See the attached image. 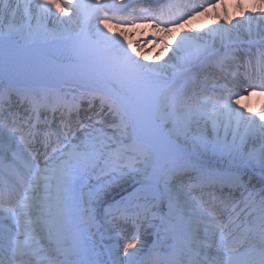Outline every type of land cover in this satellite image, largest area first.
<instances>
[{
    "label": "snow or ice",
    "instance_id": "obj_1",
    "mask_svg": "<svg viewBox=\"0 0 264 264\" xmlns=\"http://www.w3.org/2000/svg\"><path fill=\"white\" fill-rule=\"evenodd\" d=\"M120 5H123V0H40L36 6L33 33L39 32L45 18L56 13L61 14L58 19L65 23L63 15L67 10L71 11L68 17L71 23L82 25L92 21V38L73 49L80 62V70L75 77L84 89L82 95L99 99L101 111L107 106L116 121L110 126L119 133L120 139L106 136L93 124L92 131L85 132L83 139L74 143L76 134L66 125L67 131L55 134L56 143L50 153L52 133L43 134L45 154L41 161L39 153L33 154L32 151V144L40 134L37 125L31 124L27 131H23L16 127L15 119L5 118L0 110V137L7 138L6 143L0 144V264H93L87 259V249L82 242L84 229L75 223L85 211L78 196L79 188L88 173L101 162L119 166L120 161H127V177L137 183H141L140 176L144 178L141 187L130 193V197L143 194L145 198L151 196L153 200L167 202L164 231L170 233L174 241L173 255L192 252L198 241L203 245L210 235L208 248L218 246L217 255L224 258L211 264H264V189L255 215L248 212L243 220L240 219V214L250 206L249 202H254L253 194L249 193L245 198V208L237 213L238 204L231 205L232 215L221 223L215 201H202L191 195L192 185L185 189L179 184V178L188 170L197 172V186L219 185L221 191L226 186L243 187L241 167L259 166L264 174V147L257 156L253 152L245 153L236 143V133L241 125L246 131L258 130L264 139V109L245 115L241 108L235 106L238 100L235 103L232 100L236 93L226 85L221 88L220 95L204 100L197 98L205 110L189 103L191 97L187 92L191 88L190 82L185 81L181 90L161 79L166 61L145 64L138 59L141 56L138 50L133 48L129 51L116 34L110 35L113 31L111 21L130 24L133 20H144L151 21L153 27H178L177 22L182 21L187 13L181 11V5L175 2L161 6L159 11L142 8L139 13L135 7L127 11V5ZM8 7L7 4L0 7V16ZM195 7L192 6L193 11ZM25 14L31 27L32 14L27 7ZM72 17L76 19L73 21ZM230 32L228 29L219 33L221 41ZM49 35L64 37L65 34L52 32ZM71 35L67 30V36ZM211 35L215 37L217 33ZM4 38L0 33V40ZM202 41L205 38L201 36L179 34L171 46L172 55L187 67L194 56L199 57L207 49V42ZM167 51L168 46H165L157 60ZM226 61L227 54L218 59V66L223 68ZM260 63H264V58L258 61ZM244 82L254 91L264 90V68H258L255 76L249 73ZM169 91L178 111L171 129L174 139L162 145L157 129L166 127V123L161 121L156 101L167 100L164 93ZM17 94L28 95L32 111L37 113L39 120V111L47 109V102L21 91ZM3 95L0 93V98ZM179 110H183L182 115ZM199 118H205V126L193 141L189 137L190 126ZM221 127L223 137L220 136ZM230 130L233 136L231 143L227 139ZM17 133L24 145L23 151H12L10 147ZM125 139L129 141L127 145H124ZM189 143L193 144L192 152L186 149ZM208 154L230 156L237 164L236 171L218 172L208 168L201 159ZM163 159L167 160L168 166L163 167L161 175ZM138 164L143 167H138ZM228 203L221 199V204ZM90 220L91 216L83 223ZM49 248L55 255H49ZM124 249L128 258L135 255L133 243H125ZM163 264H180V261L169 259Z\"/></svg>",
    "mask_w": 264,
    "mask_h": 264
},
{
    "label": "bare ground",
    "instance_id": "obj_2",
    "mask_svg": "<svg viewBox=\"0 0 264 264\" xmlns=\"http://www.w3.org/2000/svg\"><path fill=\"white\" fill-rule=\"evenodd\" d=\"M139 1V0H138ZM138 1H136L138 3ZM142 1V0H140ZM40 0H0V7H2L4 4H7L9 7L8 9L3 13L2 16H0V33L4 34L5 29H11L13 27L12 25L8 24L9 22L13 24H18L19 29H21V36H20V42L21 46L26 45L30 40H32V34H37L38 39L40 37L46 36L52 31H58L60 33L65 34L64 37L69 38L71 40L70 48L80 45V43L85 42L83 38V34L86 32H90V28H88V22L86 21L82 25H77L75 23H71L68 21V17L71 15L70 13H65V16L63 15L65 23H61L60 19L58 17L61 15L59 13L58 17L51 19V16L45 18L41 22V28L38 33H33V28L36 27V24L34 26V23H36L35 19V9L36 6L39 4ZM121 6V5H120ZM28 8L29 12L32 14V19L34 23L31 24L32 27H29L28 24V16L25 14V8ZM181 11L184 12V10L181 8ZM188 10V9H187ZM185 11L189 14L188 11ZM262 10H264V0H237V1H231V0H204L203 5L201 8V11L198 15L192 16L191 18L185 20V21H179L178 27L177 26H166L162 25V27H153L151 21H144L143 27L141 26L138 30L133 29L132 27H120L119 25L111 23L112 26V33L116 34L119 39L123 42L124 47L128 48L129 51H131L133 48L138 50L141 53V56L138 57L143 63L145 64H152V63H161V62H167L166 67L163 70L161 79L163 80L165 78V75L173 76L177 74H184L185 71H187V68H192V66L197 65L198 63L204 61L209 57V55H212L214 51L219 49L222 46L231 44L236 45H243V43L249 42L253 44H259L260 42L264 41V14H262ZM14 13V15H13ZM25 18V19H23ZM73 21L76 19V17L71 18ZM230 29L231 32L228 35H225L223 41H221V36L219 33H223L225 30ZM67 30H70L72 35L67 36ZM10 31V30H9ZM120 33H123V35H120ZM188 34L189 36H201L205 38V41L207 42V49L202 51L201 55L199 57H193L191 61L188 63L187 67H185L181 62H178L175 58V56L172 55V49L171 46L175 44L176 38H178L179 34ZM217 33L215 37H213L211 34ZM162 37V38H161ZM230 37V38H229ZM155 39V42L153 40ZM159 38L162 39V42L159 41ZM147 40L145 45L140 44V41ZM205 41H202L204 43ZM153 42V43H152ZM131 45V47H129ZM245 45V44H244ZM145 46V47H144ZM165 46H168V51L165 52L163 56L159 57V60H157V57L159 56V53ZM256 45H252L251 47H255ZM30 51V50H29ZM67 52H60L58 57L54 61H33L31 64L34 63H40L46 67H57L62 69L65 73H72L76 74L80 70V63H74L73 65L68 64L66 61ZM258 54V53H257ZM26 56H38L34 54V52H28L25 53ZM253 55H256L254 53ZM255 57V56H254ZM253 57V58H254ZM36 59V57H34ZM1 60V59H0ZM14 60V59H13ZM249 60V59H248ZM258 61H261L258 59ZM257 65L261 67V64ZM242 62H248L247 60H231L229 61L228 65L230 67L228 73L233 77L234 75H240L243 74L247 76L246 71V64ZM7 63V62H6ZM8 65L11 69V71L15 72H22L21 70L24 68H21V65H16L11 63V61L8 62ZM203 65V64H202ZM200 65V66H202ZM36 67H41L40 65ZM199 66V67H200ZM12 67V68H11ZM235 80V79H234ZM238 80V79H236ZM253 96V95H252ZM257 97V96H253ZM242 98V97H240ZM251 98L249 99L248 103L244 104V99H239L238 103L235 104L236 107L241 108L245 115H249L255 112H258L262 109L263 103L262 96H259L257 98ZM257 99V100H256ZM237 101V100H236ZM235 103V100H233ZM92 121H94L92 118H87L86 120L82 121V125L84 126L83 130L80 128L76 130L74 133L76 134V140H74V143L79 142L81 139H83L84 131L88 125L92 124ZM193 127L196 128L197 132H200L202 128L205 126V118H199V120H193L192 122ZM235 124L233 123L232 129L234 130ZM56 128V132L60 131V128L57 126H53ZM208 128L210 130L211 124L208 123ZM247 135L243 137L242 140L238 145L244 148L245 153L253 152L257 156L259 155V152L262 147H264V139L260 137L259 131L256 130L253 133L251 131H246L244 125H241V127ZM161 138H162V145L168 143L170 140L167 138L168 133L167 130L164 127H160L157 129ZM50 133V132H49ZM62 133V132H59ZM224 135L223 127L220 129V136L222 137ZM18 138V136L16 135ZM242 138V137H241ZM205 157V156H203ZM166 159H163L164 161ZM259 166H256L255 169H259ZM134 180L132 179H126L124 181H118L116 182L112 187H110L106 192L99 195V198L96 200L97 202H100L101 198L106 195H110L112 192H114L117 188L121 187L124 184H128ZM121 183V184H120ZM85 182L80 186L81 190L79 196L80 201L82 202L81 206L85 210L84 211V218L87 220L89 216H92V214H89L87 204H93L90 202V197L86 194L85 188ZM204 187V186H203ZM202 187V188H203ZM210 187V186H209ZM200 188V189H202ZM212 191H215L214 197H219L221 193L222 196L227 195V198L230 196V192H235V188L233 187H224L223 191H221V187L219 185L211 186ZM233 189V190H232ZM238 192V191H237ZM232 196V195H231ZM230 196V197H231ZM237 199L238 194H236ZM236 201V200H235ZM95 204L92 205L94 207ZM243 205V202H240L238 206ZM163 206H167L166 203L163 204ZM98 211L96 210V214ZM243 214H241V218L243 217ZM166 212L165 210L161 211V213L156 216V218L163 220L166 218ZM150 216L146 215V218ZM167 220V218H166ZM85 225V224H84ZM111 223L107 221L106 217H104V221L101 222V228L97 231L98 228L94 229H86L82 225L81 227L84 229L83 235H85L86 232L89 233L90 238H94L98 241V235L99 232L105 233V238L99 240V244L103 242V249H109L110 251H102V249L98 248V245L96 244L97 241L92 240H82L85 248L87 249V259L93 262V264H132L134 261L135 264H146V258L147 253L149 249H154L155 247H158L161 245L162 242H164V246L161 249V256L164 261H167L169 259L176 260L179 257H182L180 255V252H176L175 255H173V243L174 241L171 238V234L168 232H165V235L167 236L166 239H163L162 234H154V231H158V229L164 230V223L161 225V222L159 220V224L157 226L153 227L152 230H142L138 235L134 236L132 239L129 237V240L122 241L123 247L125 243H133L135 246V255L130 259L127 256L126 252L121 251L119 247V242L112 238L110 235L109 228ZM130 228V227H129ZM127 228V229H129ZM203 232V230H201ZM96 234V235H95ZM122 234V231H121ZM170 234V235H168ZM83 238V236H82ZM100 249V250H99ZM132 251V250H131ZM105 252L107 254H105ZM53 254V252H49V255ZM108 259L109 263L107 260Z\"/></svg>",
    "mask_w": 264,
    "mask_h": 264
},
{
    "label": "rangeland",
    "instance_id": "obj_3",
    "mask_svg": "<svg viewBox=\"0 0 264 264\" xmlns=\"http://www.w3.org/2000/svg\"><path fill=\"white\" fill-rule=\"evenodd\" d=\"M138 0H123V5H127V11H130L133 7H135L137 9V12L139 13L140 10L142 8H147L146 5H144V3H148L150 5H154V4H159L160 2L163 3L166 2L167 0H152L148 1V0H142V5L139 4L141 1L139 0L138 3L136 2ZM169 2V1H168ZM184 3L187 5L189 4L188 1L184 0ZM191 3L193 5L197 7H199L201 4L199 3L198 0H193L191 1ZM169 4V3H168ZM121 5V6H123ZM148 9V8H147ZM55 11V10H54ZM66 13H70V10H67ZM71 14V13H70ZM59 13H56V15H52L51 19L58 17ZM65 16V14H64ZM25 19V18H23ZM29 22V19H27ZM141 20H133L130 24H125L121 25L124 27H132L133 29L138 30L140 28V26L143 27L144 23L143 22H139ZM18 23V22H17ZM13 24L11 22H9L8 24L12 25L13 27H11V29H5V35L11 36V38L6 37L3 41H0V46H5L7 48V50L3 49V53H0L1 57H4V55L6 54H10L12 53V50H10V46L15 47L17 46L15 44V42H17V33L16 31H18V35L21 36V32L19 30H17L18 28V24ZM34 23L33 20H31V24ZM111 23L116 24L118 23L117 21H111ZM36 23H34L35 26ZM91 24L92 21L89 22L88 24V28L91 29L90 33L87 34V32H85L84 38H85V42L89 41L92 36H93V30L91 28ZM119 25V24H118ZM33 26V25H32ZM31 26V27H32ZM34 29V28H33ZM10 30V32L7 33V31ZM52 32H56V33H60L58 31H52ZM50 32V33H52ZM49 33V34H50ZM47 34L46 36L40 37V39H38L37 34H33L35 36L34 40L35 43L31 45L32 47H34V50H42L44 51L46 54L51 55L48 57L51 58H55L56 56L59 55V53L63 50H67L68 45H69V39L66 37H54ZM162 38V37H161ZM159 38V41L162 42V39ZM154 39V38H153ZM147 42V40H142L140 41L141 46L145 45ZM153 42H155V39L153 40ZM152 42V43H153ZM245 44V45H244ZM252 43H243V45H236V44H231L229 43L228 45L222 46L219 49H217L216 51L213 52L212 55H209V57L207 59H205L204 61L198 63L195 66H192V68H187V71L184 72V74L180 75H173V76H166L163 79L164 81H167L169 83H171L173 85L174 88L176 89H183L184 85H185V81L190 82L191 84V88L190 90L187 92V95L191 97V100L189 101V103L194 104L196 107L201 108V110H205V106L202 103H198L197 102V98H199V100H204L207 99L209 97H212L209 92L211 91V89H207V87H203L205 85L208 86H212V87H220V82L219 80L216 79V75L213 74V72H209L208 73V77H205L202 75V73L200 72V70H198L199 66H209L212 62H214L216 59H219L221 56L227 54V60L228 58L230 59H236L238 58L239 55L242 54V52H245L247 50V48L249 46H251ZM260 45H264V41L259 43ZM145 47V46H144ZM45 49V50H44ZM73 49L72 48L70 50V52L68 53V59H76V57L73 54ZM173 56V55H170ZM201 67V66H200ZM48 71V70H45ZM38 71L35 72H28L25 74H19L21 76H14V81L15 83H19V84H24L27 83L25 80H22L23 75L25 76H29L32 75L34 73H36ZM196 78V80H195ZM37 81L41 82H45L44 84H46V86H54L57 83L61 82V84L63 85L62 88H60V90H58L57 92H61V94H65L63 92L66 91L68 94H76L79 95L81 97H85L88 96L86 94L82 95V92L79 91V89L76 87H81L80 86V81L77 80L76 78H68L65 77L64 80H58L56 78H37ZM6 82V85H4V83ZM7 82L11 83L10 78H7V74H4L3 72H0V86H7ZM4 88V87H3ZM1 88L0 92L4 93L6 92V89ZM258 91H249L246 93V95L243 97L244 98V104L248 103L249 99L251 98H257V97H250V93H254L256 95H258L257 93ZM67 94V95H68ZM5 95V93H4ZM164 95L167 97V100L165 101H161V100H157L156 101V108L158 111V114L161 117V121L166 123V127H164L167 130L168 136L167 138L172 140L174 139V137L171 135V129L173 128V122L176 118V114H177V109L175 107V102L173 100V94L169 91L164 93ZM55 96V93H53V97ZM264 97V95H263ZM91 98V97H89ZM253 99V100H254ZM99 105H100V101L99 99H95ZM94 100V101H95ZM257 100V99H256ZM11 103V102H10ZM5 100H1L0 101V107L2 108L3 112L5 113L6 110H4L3 108H7V106L10 104ZM262 109H264V100L262 99ZM179 114L182 115L183 114V110H179ZM40 115H42L41 111H40ZM43 116V115H42ZM92 119L94 121H92V124L89 125L85 131H84V135L85 132H91L92 131V125L95 124V126L99 129H101L105 134L107 135H113V138L116 140H119V133H117L115 131V129H113L110 125L114 124L115 118L109 114V110L107 108V106H104L103 111H101V106L94 108L92 114ZM90 116V117H91ZM259 120V118H257ZM96 121H100V123H96ZM161 121H158V123H160ZM235 126V125H234ZM235 129V127H234ZM253 133V131H251ZM246 132L240 128L239 131L236 133V143H240V141L242 140L243 137H245ZM200 136V132H197L196 128L193 127V124L191 123L190 126V131H189V137L193 138V141H195L196 138H198ZM224 136V135H223ZM222 136V137H223ZM242 137V138H241ZM228 142H232L233 136H232V132L230 130L229 135L227 137ZM16 140V139H15ZM7 142V138L6 137H0V144L2 143H6ZM181 144H183V138H181ZM129 143V141L127 139L124 140V145H127ZM13 146H17L14 142L10 143V147L13 150ZM115 147V146H113ZM244 151V148L241 147ZM186 149L189 152L193 151V144L189 143L186 145ZM17 151V150H14ZM131 155V153H129ZM205 157H201L203 163L210 169L218 171V172H226L228 171H236L237 168V164L235 162L232 161L231 157L228 155H217V156H212L211 154L208 155H204ZM127 161H120L119 162V166H114V165H106L105 163L101 162L99 164L98 167H96L94 170L90 171L88 173V176L86 178L85 181V190L84 192H86V194L91 198L90 201L95 204L94 207H92L93 204H87V208H88V212L89 214H92L91 216V220L88 221L87 223H85V227H89L90 228H95V227H100L99 224L103 221L104 217L108 218L110 220V218L113 215V211L115 210H120L122 207V204L126 203V202H139L142 201V208L146 209V212L148 213V215L150 217H148L147 219H142V220H135L136 224H139L138 226L140 228H149V227H155L157 226V224L159 223V219H156V214L158 215L159 212L161 211L160 209H162L163 204L160 205L159 201L157 200H153L151 198V196L145 198V196L143 194L139 195L138 197H130V193H133L135 191V189L140 188L142 183H143V176H140V181L141 183H137L136 181H132L128 184H124L121 187L117 188L114 192H112L110 195H106L103 196V198H101L100 202H97L96 200L98 199V195L102 194L104 192H106L108 190V188L110 186H113L116 182L118 181H124L125 178L126 179H130L129 177H127V175H125L128 172V168L126 166ZM161 175L163 172V167H167V160L161 161ZM138 167H143V165H139ZM222 168H227L226 170L222 169ZM241 171L243 173V179H242V184L243 187H240V192H230L232 194L231 197H235L236 194H238V197L241 198H246L248 197L249 193L253 194V197L256 199H259L258 201L260 202L261 196H262V192L261 190L264 189V174H262L261 169H255V167H241ZM196 171L193 170H188L182 177L179 178V184L184 187L185 189H188V185L191 184L192 181L195 182L194 178L190 179L188 177V174L193 173ZM197 173V172H196ZM253 178V180L249 181L248 183L245 182V180L247 178ZM120 183V184H121ZM81 189V187L79 188ZM81 190L78 192V196L81 197L80 194ZM191 195L194 196V194L192 193L191 190ZM230 201V200H229ZM166 202V201H165ZM167 204V202H166ZM148 206V208H147ZM166 208H168V204L167 206H165ZM96 210L101 211L98 212L96 214ZM251 211V210H250ZM126 214L123 215V217L127 218L125 216ZM115 220L113 219L111 221V223H115ZM150 221V222H149ZM111 228H113V225H111ZM110 228V229H111ZM88 229V228H86ZM102 238V237H101ZM89 240L92 241H97L94 238H90L88 237ZM99 240L96 242V244L98 245V248H100L99 244ZM101 249V248H100ZM99 249V250H100Z\"/></svg>",
    "mask_w": 264,
    "mask_h": 264
},
{
    "label": "water",
    "instance_id": "obj_4",
    "mask_svg": "<svg viewBox=\"0 0 264 264\" xmlns=\"http://www.w3.org/2000/svg\"><path fill=\"white\" fill-rule=\"evenodd\" d=\"M81 104V103H80Z\"/></svg>",
    "mask_w": 264,
    "mask_h": 264
}]
</instances>
